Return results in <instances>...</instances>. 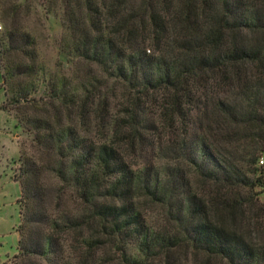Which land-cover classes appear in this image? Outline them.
Wrapping results in <instances>:
<instances>
[{
	"label": "trees",
	"instance_id": "trees-1",
	"mask_svg": "<svg viewBox=\"0 0 264 264\" xmlns=\"http://www.w3.org/2000/svg\"><path fill=\"white\" fill-rule=\"evenodd\" d=\"M35 1L0 0L24 134L0 264H264V0H42L63 30L44 75Z\"/></svg>",
	"mask_w": 264,
	"mask_h": 264
},
{
	"label": "rangeland",
	"instance_id": "rangeland-1",
	"mask_svg": "<svg viewBox=\"0 0 264 264\" xmlns=\"http://www.w3.org/2000/svg\"><path fill=\"white\" fill-rule=\"evenodd\" d=\"M42 2V0L33 2L37 16L32 18L29 29L37 43L38 67L41 70V75H44L46 72L54 70V66L59 59L58 49L63 30L60 22V11L51 9L47 13L41 6ZM36 19L38 20L37 23ZM3 31L4 26L0 21V34ZM2 80L0 73V85ZM2 93L3 90L0 89V105L5 100V95ZM23 138L24 134L17 127L13 115L0 110V263L7 256H12L17 251L18 234L16 228L20 222V215H18L20 206L16 203V200L19 197L20 188L14 177L19 166V142ZM263 192L264 190L259 195L261 201H264ZM148 219L152 225L157 223L156 225L159 228L163 226L154 213H150ZM128 253L132 257L138 255L137 249L133 246L128 248ZM173 264H176V262L173 261Z\"/></svg>",
	"mask_w": 264,
	"mask_h": 264
},
{
	"label": "built area",
	"instance_id": "built-area-1",
	"mask_svg": "<svg viewBox=\"0 0 264 264\" xmlns=\"http://www.w3.org/2000/svg\"><path fill=\"white\" fill-rule=\"evenodd\" d=\"M257 164H258V165H263V164H264V155H261V156L258 158ZM263 194H264V192H263Z\"/></svg>",
	"mask_w": 264,
	"mask_h": 264
},
{
	"label": "crops",
	"instance_id": "crops-1",
	"mask_svg": "<svg viewBox=\"0 0 264 264\" xmlns=\"http://www.w3.org/2000/svg\"><path fill=\"white\" fill-rule=\"evenodd\" d=\"M2 94H3V93H2ZM3 95H4V94H3ZM18 215H19V213H18ZM7 257H8V256H7ZM7 257H6V258H7Z\"/></svg>",
	"mask_w": 264,
	"mask_h": 264
}]
</instances>
